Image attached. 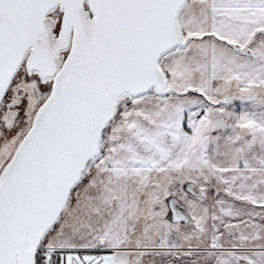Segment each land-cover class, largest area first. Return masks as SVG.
<instances>
[{
  "label": "snow or ice",
  "instance_id": "1",
  "mask_svg": "<svg viewBox=\"0 0 264 264\" xmlns=\"http://www.w3.org/2000/svg\"><path fill=\"white\" fill-rule=\"evenodd\" d=\"M0 264H264V0H0Z\"/></svg>",
  "mask_w": 264,
  "mask_h": 264
}]
</instances>
